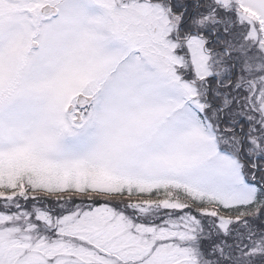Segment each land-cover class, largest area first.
I'll use <instances>...</instances> for the list:
<instances>
[{
	"label": "snow or ice",
	"instance_id": "1",
	"mask_svg": "<svg viewBox=\"0 0 264 264\" xmlns=\"http://www.w3.org/2000/svg\"><path fill=\"white\" fill-rule=\"evenodd\" d=\"M0 264H264V0H0Z\"/></svg>",
	"mask_w": 264,
	"mask_h": 264
}]
</instances>
